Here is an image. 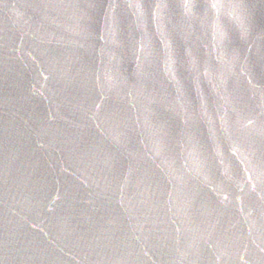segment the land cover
<instances>
[{"label":"water","instance_id":"obj_1","mask_svg":"<svg viewBox=\"0 0 264 264\" xmlns=\"http://www.w3.org/2000/svg\"><path fill=\"white\" fill-rule=\"evenodd\" d=\"M0 264H264V0H0Z\"/></svg>","mask_w":264,"mask_h":264}]
</instances>
